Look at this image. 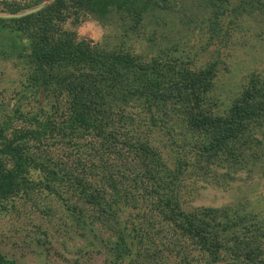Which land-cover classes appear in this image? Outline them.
<instances>
[{
    "label": "trees",
    "instance_id": "1",
    "mask_svg": "<svg viewBox=\"0 0 264 264\" xmlns=\"http://www.w3.org/2000/svg\"><path fill=\"white\" fill-rule=\"evenodd\" d=\"M42 4L0 16V62L19 69L0 99V214L21 197L111 264H264V218L193 207L186 191L195 169L227 187L264 162V70L226 102L216 92L264 0H0V14ZM171 17L200 29L202 49L159 43ZM89 20L115 40L80 35ZM0 264H17L1 246Z\"/></svg>",
    "mask_w": 264,
    "mask_h": 264
},
{
    "label": "rangeland",
    "instance_id": "2",
    "mask_svg": "<svg viewBox=\"0 0 264 264\" xmlns=\"http://www.w3.org/2000/svg\"><path fill=\"white\" fill-rule=\"evenodd\" d=\"M40 6L43 7V4ZM175 19L171 17L168 20L171 22L169 26L173 25L177 32L170 31L169 39L159 40V43L164 47L176 45L180 50L202 49L206 40L201 37L200 29L192 24H182L186 21L185 18L180 24ZM259 20L257 24L247 25L250 30L243 33L245 37L242 42L234 39L235 46L227 49L230 56L225 61L227 69L218 75L216 89L217 96L224 102L240 91L247 75L264 70V18ZM78 33L102 46L109 40H115L112 39L114 35L95 20L83 23ZM117 40L122 44L131 43L124 37H118ZM134 47L137 52L155 50L145 42L135 44ZM198 55L203 64L213 60L216 57L215 47L211 46ZM18 71L12 62H0V99L10 95L9 88ZM234 176L235 179L230 180L227 187H223L220 181L215 184L209 179L203 180L204 176L199 169L193 170V177L187 182L186 188L188 204L193 207L239 205L244 211H251L264 218V162H258L251 173L243 170ZM10 205L15 209L0 214V246L7 259L14 260L17 264H111L105 250L100 253L96 247H91L90 234L83 237L57 215L47 219L49 216L40 215L21 197L11 201Z\"/></svg>",
    "mask_w": 264,
    "mask_h": 264
},
{
    "label": "water",
    "instance_id": "3",
    "mask_svg": "<svg viewBox=\"0 0 264 264\" xmlns=\"http://www.w3.org/2000/svg\"><path fill=\"white\" fill-rule=\"evenodd\" d=\"M42 8V6H38V7H35V8H31V9H29V10H26L23 14H16V15H8V16H2V17H5V18H8V17H21L22 15H26V14H30V13H32V12H35V11H37V10H39V9H41Z\"/></svg>",
    "mask_w": 264,
    "mask_h": 264
}]
</instances>
